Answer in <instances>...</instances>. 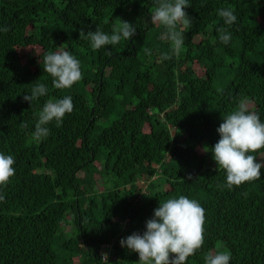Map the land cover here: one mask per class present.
<instances>
[{
  "label": "trees",
  "instance_id": "16d2710c",
  "mask_svg": "<svg viewBox=\"0 0 264 264\" xmlns=\"http://www.w3.org/2000/svg\"><path fill=\"white\" fill-rule=\"evenodd\" d=\"M190 4L184 47L164 59L170 45L150 22L153 0H0V152L15 159L0 185V264H137L121 238L143 233L159 201L181 194L205 210L204 243L186 264H204L209 250L230 251V264H264V168L221 188L224 170L198 149L219 140L238 97L264 120V0ZM224 7L238 17L228 45L217 38ZM121 19L137 32L111 54L80 35ZM58 50L80 61L71 88L56 89L43 69ZM37 80L48 94L31 105L23 95ZM66 95L73 111L37 141L43 104ZM251 154L264 162V149Z\"/></svg>",
  "mask_w": 264,
  "mask_h": 264
},
{
  "label": "clouds",
  "instance_id": "9594fccd",
  "mask_svg": "<svg viewBox=\"0 0 264 264\" xmlns=\"http://www.w3.org/2000/svg\"><path fill=\"white\" fill-rule=\"evenodd\" d=\"M154 10L150 12L152 25L163 28L161 39L167 40L170 52L164 59L179 55L185 44L184 30L191 23V18L185 11L191 7L190 0H153ZM222 19L223 26L217 29L218 41L228 45L232 39L229 29L237 23L238 17L229 7L216 9ZM6 26H0V32H7ZM137 32V27L131 22L121 19L114 24L110 32L101 30L88 31L85 36L93 50L105 49L111 54L112 49L121 41H130ZM43 69L52 77V85L56 89L71 88L80 80L82 72L80 61L68 50L50 51L42 57ZM34 84L23 99L31 105L48 94L46 84ZM218 93L223 89L218 88ZM251 101L246 96L238 97L235 109L222 117V122L216 131L219 140L211 147L205 146V152H211L219 170H224L225 183L218 187L231 190L245 182L261 177L264 162L258 161L257 153L264 149V120L258 112L250 109ZM74 104L70 95L58 99H48L38 113L34 125L33 137L41 141L50 133V122L55 121L59 127L66 114L73 111ZM210 149V151H209ZM14 156L0 152V185L6 184L14 175ZM111 187V185H108ZM3 196H0V200ZM205 210L201 204L185 195H178L159 201L153 211V216L145 222L143 233L133 232L121 238V247L138 254L137 264H186L187 259L200 249L204 243ZM102 259L108 260L104 253ZM230 251L209 250L204 257V264H230Z\"/></svg>",
  "mask_w": 264,
  "mask_h": 264
},
{
  "label": "rangeland",
  "instance_id": "374dc122",
  "mask_svg": "<svg viewBox=\"0 0 264 264\" xmlns=\"http://www.w3.org/2000/svg\"><path fill=\"white\" fill-rule=\"evenodd\" d=\"M29 49H33L34 51H39V49L38 48H36V47H33V48H29ZM21 53H23V55H24V52H21ZM225 82H221V84H224ZM198 149H199V151L202 153L204 150V148L201 146V145H199V147H198ZM262 157V156H261ZM105 253H107L106 251H105ZM108 254V253H107Z\"/></svg>",
  "mask_w": 264,
  "mask_h": 264
}]
</instances>
